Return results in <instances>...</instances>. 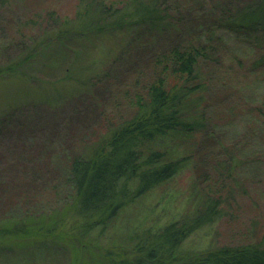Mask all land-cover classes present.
Segmentation results:
<instances>
[{
	"label": "rangeland",
	"instance_id": "rangeland-1",
	"mask_svg": "<svg viewBox=\"0 0 264 264\" xmlns=\"http://www.w3.org/2000/svg\"><path fill=\"white\" fill-rule=\"evenodd\" d=\"M94 1L130 9V0H0V225H27V214L63 218L59 230L73 232L78 219L70 208L68 162L133 115L138 83L154 78L153 61L191 37L217 49L201 68L209 90L195 96L202 129L155 140L153 148L169 159L188 157L187 165L94 229L85 246L68 238L6 236L0 264H104L100 250L128 245L131 235L191 213L195 190L207 186L222 193L221 214L191 233L181 250L258 242L264 237V34L231 32L222 21L257 0H165L177 12L174 28L74 35ZM109 14V22L117 18ZM8 66L16 72H5Z\"/></svg>",
	"mask_w": 264,
	"mask_h": 264
},
{
	"label": "trees",
	"instance_id": "trees-1",
	"mask_svg": "<svg viewBox=\"0 0 264 264\" xmlns=\"http://www.w3.org/2000/svg\"><path fill=\"white\" fill-rule=\"evenodd\" d=\"M98 3L94 1V5L84 8L83 17L88 20H80L74 35L81 36L82 31H120L144 26L156 32L174 28L173 24L178 22L177 12L165 0H130V9L124 6L127 3L116 9L102 8ZM236 9L235 13L222 17L224 25L229 27L227 30L239 33L260 30V35L264 34V0ZM110 12L117 14L112 22H109L113 18ZM210 50L217 52L216 48L208 50L207 46L197 44L191 37L163 51L153 61L154 78L145 83L136 81L141 92L136 93L133 115L68 162L66 183L72 192L70 208L78 219L73 232L59 230L63 218L34 220L25 214L27 225L2 223L0 238H68L85 246V238L94 229L104 228L148 191L171 180L187 165L188 157L169 159L165 151L152 145L172 133L192 134L202 129V121L196 117L203 116L197 97L201 99L202 92L209 90L207 76L201 75V68L208 62ZM212 62L218 64L216 60ZM14 69L8 66L3 70L13 74ZM210 191L208 186L202 191L195 190L191 213L178 220L137 232L130 236L128 245L100 250L104 264H264V237L252 244L224 245L197 253L181 250L191 233L221 214L222 193L216 191L213 195Z\"/></svg>",
	"mask_w": 264,
	"mask_h": 264
}]
</instances>
